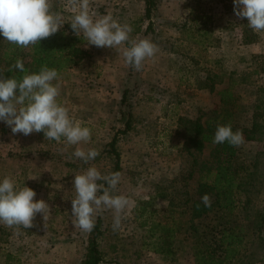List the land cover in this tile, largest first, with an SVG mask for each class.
<instances>
[{
  "label": "rangeland",
  "instance_id": "374dc122",
  "mask_svg": "<svg viewBox=\"0 0 264 264\" xmlns=\"http://www.w3.org/2000/svg\"><path fill=\"white\" fill-rule=\"evenodd\" d=\"M66 4L67 0H53L54 10L62 12L67 23L74 13ZM234 8V0H156L148 18L145 0H90L95 18L111 13L132 27L130 38H149L158 52L137 71L122 55L127 45L111 49L84 39L89 55L59 74L57 100L91 129L87 143L48 140L43 132L13 134L0 121V181L12 177L18 187L32 188L35 200L43 199L50 207L46 222L37 214L33 227H21L18 235L0 224V264H83L93 230L72 224L73 181L93 166L104 176L112 173L116 158L107 144L114 136L121 180L112 194L128 197L130 204L116 231L113 210L105 208L95 216V225L100 222L101 264H194L191 240L183 242L176 259L150 250L147 230L135 209L150 201L160 210L172 201L176 216L187 218L186 200L197 189L201 164L209 161L214 145L188 152L181 119L212 117L222 88L231 86L240 96L239 125L250 126L255 115L264 124V31L257 32L256 42L245 44L241 28L248 20L236 17ZM214 82V90L203 87ZM129 114L131 127L122 132ZM76 147L94 148L99 155L85 164L73 155ZM238 149V160L250 163L255 171L243 193L251 201L253 217L264 211V132L258 140L244 139ZM253 251L258 260L264 250L255 245Z\"/></svg>",
  "mask_w": 264,
  "mask_h": 264
},
{
  "label": "clouds",
  "instance_id": "9594fccd",
  "mask_svg": "<svg viewBox=\"0 0 264 264\" xmlns=\"http://www.w3.org/2000/svg\"><path fill=\"white\" fill-rule=\"evenodd\" d=\"M234 4L236 17L246 18L254 31H264V0H234ZM66 7L74 13L70 24L75 35L83 34L89 45L97 47L115 49L127 45L122 47V55L125 62L137 71L142 69L146 59L158 52V46L151 39L130 38L132 27L121 24L111 13L95 18L90 11V0H67ZM65 23L63 13L54 10L53 0H0V35L19 47L38 45L56 34ZM14 68L25 72L23 60L17 59ZM60 89L58 70L47 65L38 73L25 72L20 79L0 76V121L5 122L13 134L28 136L43 132L46 139L60 142L64 138L69 145L89 142L91 129L82 126L70 115L69 109L58 102ZM224 142L240 146L244 134L240 130L233 131L230 123L218 125L213 143ZM73 155L87 164L99 152L94 148L85 151L76 147ZM120 180L119 172L104 176L95 166L75 175L76 196L72 199L71 211L74 227L91 232L97 212L106 208L114 211L113 230L120 228L122 214L130 204L128 197L112 194ZM99 181H105L107 186ZM100 192L103 194L98 195ZM35 197L32 188L18 187L10 176L3 178L0 181V224L13 228L18 235L21 227H33L37 214H41L46 222L50 207L45 200L37 201ZM201 201L211 207L208 194Z\"/></svg>",
  "mask_w": 264,
  "mask_h": 264
},
{
  "label": "trees",
  "instance_id": "16d2710c",
  "mask_svg": "<svg viewBox=\"0 0 264 264\" xmlns=\"http://www.w3.org/2000/svg\"><path fill=\"white\" fill-rule=\"evenodd\" d=\"M145 2L146 16L150 18L156 0ZM241 32L245 44L258 40V33L248 24L242 26ZM84 39L82 34H74L70 22L38 45L26 48L9 43L0 35V76L20 79L25 72L38 73L44 65L57 69L61 74L89 55L82 45ZM17 59L23 60L25 72L14 68ZM203 87L214 90L215 82L204 84ZM126 94L127 91L124 93L125 98ZM218 94L219 104L213 109L212 117L204 119V115H200L195 119H181L186 131L184 147L188 152H202L207 144L214 145L209 161L201 164L197 189L186 200L187 218L182 221L176 216L172 201L160 210L150 206V201L143 202V206L138 205L135 209L136 217L141 218V224L147 230L150 250L164 258L176 259L183 242L191 240L194 264H264V251L258 260H255L253 251L255 245L264 250V211H256L252 217L248 209L251 201L243 197L253 182L255 171L251 169L250 163L238 160V146L228 142L213 143L218 125L230 123L233 131L243 132L245 140L255 141L261 138L264 124L260 122V116L255 115L250 126L239 125L236 113L240 96L234 93L231 86L222 88ZM130 116L122 132L131 127ZM107 145L109 153L116 158L112 173L118 172L121 165L117 136ZM205 194L210 196L211 207H206L201 201ZM161 211L164 214L159 215ZM156 214L160 218L155 219ZM99 225L100 222L95 225L89 237L83 264H101L104 260L98 243L101 234ZM10 256L7 255L8 258Z\"/></svg>",
  "mask_w": 264,
  "mask_h": 264
}]
</instances>
